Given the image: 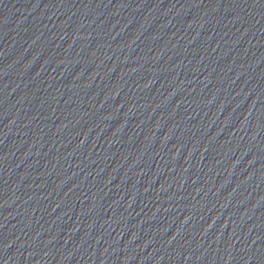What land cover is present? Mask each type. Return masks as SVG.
Segmentation results:
<instances>
[{"label": "water", "instance_id": "obj_1", "mask_svg": "<svg viewBox=\"0 0 264 264\" xmlns=\"http://www.w3.org/2000/svg\"><path fill=\"white\" fill-rule=\"evenodd\" d=\"M0 82L124 152L264 264V0H0Z\"/></svg>", "mask_w": 264, "mask_h": 264}]
</instances>
